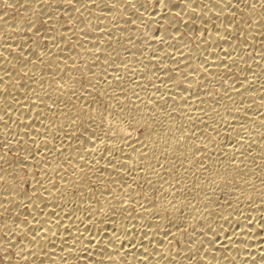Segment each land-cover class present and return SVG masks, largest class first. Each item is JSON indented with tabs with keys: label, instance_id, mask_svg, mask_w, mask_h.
Returning a JSON list of instances; mask_svg holds the SVG:
<instances>
[{
	"label": "bare ground",
	"instance_id": "bare-ground-1",
	"mask_svg": "<svg viewBox=\"0 0 264 264\" xmlns=\"http://www.w3.org/2000/svg\"><path fill=\"white\" fill-rule=\"evenodd\" d=\"M0 264H264V0H0Z\"/></svg>",
	"mask_w": 264,
	"mask_h": 264
}]
</instances>
